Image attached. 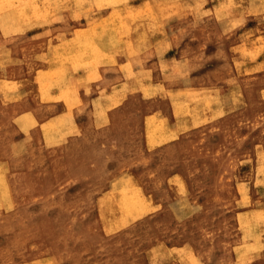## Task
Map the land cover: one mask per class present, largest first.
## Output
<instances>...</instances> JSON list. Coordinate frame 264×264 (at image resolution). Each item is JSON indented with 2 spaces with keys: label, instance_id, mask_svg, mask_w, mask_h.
Returning <instances> with one entry per match:
<instances>
[{
  "label": "rangeland",
  "instance_id": "1",
  "mask_svg": "<svg viewBox=\"0 0 264 264\" xmlns=\"http://www.w3.org/2000/svg\"><path fill=\"white\" fill-rule=\"evenodd\" d=\"M14 1L0 0V12ZM209 2L216 3L217 15H243L245 23L232 38L218 23L214 34L204 33L211 30L204 21L190 25L191 36L201 34L194 38L200 46L210 41L214 47L210 55L194 56L206 79L200 80L202 90L187 95L224 101L206 112L199 135L195 128L186 132L183 169L191 181L170 182L162 199L150 194L133 168L105 184L107 168L83 167L80 151L12 144L9 123L0 150V264H264V0ZM232 41L242 45L229 52ZM12 75L0 67V77ZM51 75L53 83L65 80L60 70ZM150 88L145 92L154 93ZM124 186L131 209L119 198Z\"/></svg>",
  "mask_w": 264,
  "mask_h": 264
},
{
  "label": "crops",
  "instance_id": "2",
  "mask_svg": "<svg viewBox=\"0 0 264 264\" xmlns=\"http://www.w3.org/2000/svg\"><path fill=\"white\" fill-rule=\"evenodd\" d=\"M14 3L0 12V67L14 74L0 77V150L10 123L12 144L80 151L83 167L107 168L105 184L133 168L150 194L162 199L170 182L191 181L183 169L186 132L195 128L192 133L199 135L198 125L210 117L206 112L219 110L224 101L218 95H187L202 90L200 80L206 79L194 56L210 55L214 47L210 41L200 46L194 40L200 32L191 36L188 31L192 23L204 21L200 23L212 30L204 33L214 34L218 23L225 38H232L237 28L243 29L245 16L217 15L216 3L209 0ZM20 5L28 10L13 8ZM189 7L205 14H188ZM240 42L229 43V52ZM32 64L36 68L31 70ZM54 70L62 72L60 84L51 81ZM147 87L156 90L148 94ZM207 101L209 108L202 106ZM1 159L8 161L7 156ZM169 167L175 169L165 173Z\"/></svg>",
  "mask_w": 264,
  "mask_h": 264
},
{
  "label": "bare ground",
  "instance_id": "3",
  "mask_svg": "<svg viewBox=\"0 0 264 264\" xmlns=\"http://www.w3.org/2000/svg\"><path fill=\"white\" fill-rule=\"evenodd\" d=\"M31 24V23H30ZM34 25H36V21H35V23H34ZM30 26V25H29ZM30 27H32V26H30ZM28 28V27H27ZM26 28V29H27ZM6 71V70H5ZM13 80V79H12ZM11 85H13V84H11ZM16 85V84H15ZM0 87H2V86H0ZM10 87V89H11V86H9ZM13 88H15V87H13ZM3 92H5V91H3ZM121 94H123V93H121ZM5 95V94H4ZM118 96V95H117ZM69 102V101H68ZM192 109V108H191ZM61 113V112H60ZM198 113V112H197ZM59 114V113H58ZM199 114V113H198ZM57 117V116H56ZM60 117H65V116H60ZM69 117V116H68ZM62 118H60V119H62ZM70 118H71V116H70ZM74 119V118H73ZM205 119V118H204ZM205 120H207V119H205ZM50 121V120H49ZM60 121V120H59ZM200 121V120H199ZM45 122V121H44ZM67 122V121H66ZM195 122H197V121H195ZM194 122V123H195ZM50 123H52V122H50ZM68 123V122H67ZM44 124V123H43ZM53 124H54V122H53ZM71 124V123H70ZM197 124V123H196ZM44 125H46V124H44ZM53 126V125H52ZM67 126V125H66ZM75 125H73V127H74ZM44 127V126H43ZM55 128H56V126H55ZM59 129V128H58ZM45 131H46V129H45ZM74 132V131H73ZM160 133V132H159ZM158 133V134H159ZM65 134V133H64ZM69 134V133H68ZM52 136V135H51ZM177 136V135H176ZM65 137V136H64ZM166 137V136H165ZM170 137V136H169ZM169 137H167V138H169ZM173 137V136H172ZM56 138V137H55ZM137 187V186H136ZM121 190V189H120ZM119 198H121V200H122V204L124 205L125 203H126V207H127V209L129 208V209H131V207H133L132 205L130 206V204H129V200H130V197H128V193H127V190L125 189V186L122 188V193H120V195H119ZM138 201V200H137ZM142 202V201H141ZM143 203V202H142ZM135 207H137L138 209H140L139 208V203L138 204H136L135 205ZM134 209V208H133ZM147 209V208H146ZM146 209H141L140 211H143V210H146ZM143 214V213H142ZM141 216V215H140ZM127 218V217H126Z\"/></svg>",
  "mask_w": 264,
  "mask_h": 264
}]
</instances>
